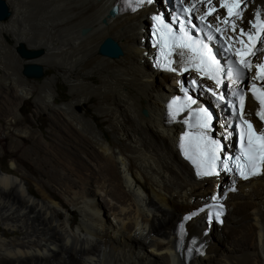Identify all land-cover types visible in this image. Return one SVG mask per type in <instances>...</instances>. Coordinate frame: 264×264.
I'll return each instance as SVG.
<instances>
[{
	"label": "bare ground",
	"instance_id": "6f19581e",
	"mask_svg": "<svg viewBox=\"0 0 264 264\" xmlns=\"http://www.w3.org/2000/svg\"><path fill=\"white\" fill-rule=\"evenodd\" d=\"M3 1L14 11L11 23L0 26V42L8 35L27 47L36 34L38 42L29 46L46 55L20 64L51 62L62 69L71 82L72 102L54 107L52 83L58 77L48 81L41 110L48 112L53 138L28 135L29 150L24 142L13 161L17 172L30 166L54 188L37 179L30 192L17 172L15 177L0 171V223L5 230L0 264H184L174 248L180 215L215 201L237 182L194 174L175 148L182 129L166 122L164 103L183 77L197 78L214 93L222 87L213 86L210 76L153 71L143 40L146 20L162 5L160 0L112 17L108 11L120 0ZM184 2L232 36L234 60L243 67L241 58L249 61L250 82L257 79L253 64L264 53V0H240L239 8L234 0ZM222 5H232V14ZM32 6L41 11L30 10ZM84 28L87 32L81 34ZM106 38L118 43L121 57L98 54ZM12 80L21 103L30 98L33 91ZM88 104L94 109L89 117ZM220 127L217 121L215 132ZM9 139L3 140V148ZM21 175L27 177L26 172ZM236 189L227 197L222 228H210L204 255L188 264H264V169ZM244 198L248 201L242 203ZM186 228L189 235L205 230L199 217ZM6 232L20 236L9 238Z\"/></svg>",
	"mask_w": 264,
	"mask_h": 264
},
{
	"label": "rangeland",
	"instance_id": "374dc122",
	"mask_svg": "<svg viewBox=\"0 0 264 264\" xmlns=\"http://www.w3.org/2000/svg\"><path fill=\"white\" fill-rule=\"evenodd\" d=\"M9 7L10 9L12 8L11 10L8 8L11 16V11L13 14L14 8L11 5H9ZM32 7H30V10L32 9V11H36V12L41 11L40 7H33V8ZM10 23H11V18L9 17L7 20L1 21L0 26L1 24L8 25ZM82 30H80V33ZM38 33L40 32L38 31L37 34ZM37 40L38 39L35 34L34 37H31V42H30L31 44L25 43L26 45L28 44L26 49L29 51L41 50V49H34L29 46L36 44L38 42ZM1 41L2 42H0L1 44L0 45L1 48L0 49V171L8 175L15 176L12 174L13 172H17L15 167H13V163H14L13 161L15 160L16 156L20 155L19 152H17L18 147L25 142L26 144L25 150L28 151L29 146L32 143L31 141H27L26 139H28L29 136H31V134H34V137L36 138L38 137L44 138L43 139L44 141L46 140L51 141V139L53 138L52 133L49 131L50 128H48V122H49L48 112L41 110V107L44 106L42 91L48 86V81L50 82L51 79L57 76L58 77L57 82L52 83L53 84L52 87L56 91V97H57L56 98L57 100L55 102L56 105H54V107H63L65 104L72 102L71 82H69L67 79L63 77V70L56 68L54 64L51 62L38 63V65L43 67L44 77L42 79L25 78L21 73L22 65L20 63L21 61L24 62L27 61L20 58L17 55L15 49L18 45H16L13 39L8 35H4L1 38ZM44 55H46V52H44ZM11 77L17 81L18 85L26 86L33 91V94L30 96V98L26 99L24 102L21 103L19 97L17 96V90L12 85L13 80ZM95 78H98V75H95ZM87 106H88V111H86L85 114L89 117L91 116V113L94 114V109L92 108L91 104H88ZM75 110L79 113L84 112V109L81 107L78 108L76 107ZM102 128L104 130H109V125L104 124ZM23 131H27L28 134L23 135L22 134ZM215 133L217 132H215L214 130L213 135ZM8 136L10 137V139L7 140L6 142L7 144L5 148H3L4 146L3 140ZM40 155L43 156L41 153ZM22 156L23 155H21V157ZM37 157L38 155L34 156V158ZM20 169L22 171L20 172L18 171L16 173V176L26 181L27 183L26 186L28 187L30 192L36 189L35 183L37 179L40 181L44 179L42 174L37 173V171H35L30 166H28L27 169L26 168L24 169L23 166H20ZM9 171L11 173H7ZM22 172H26L27 175L26 178H22L21 175ZM43 181L42 182L47 187L54 188L52 187L51 184L46 182L45 179ZM246 201H248V199L244 198L243 200H241L242 203ZM77 220L79 222L80 218H78ZM4 231L5 230L2 224L0 223V235ZM6 235L9 238L17 235L20 236L19 233H15V232L14 233L12 232L10 234L6 232ZM249 252H251V249H249Z\"/></svg>",
	"mask_w": 264,
	"mask_h": 264
},
{
	"label": "water",
	"instance_id": "95a60500",
	"mask_svg": "<svg viewBox=\"0 0 264 264\" xmlns=\"http://www.w3.org/2000/svg\"><path fill=\"white\" fill-rule=\"evenodd\" d=\"M112 14V11L109 10L108 16L112 17ZM9 17L10 11L8 7L3 0H0V22L7 20ZM86 32L87 30L83 29L81 34H85ZM15 51L17 55L24 60L36 59L43 55V50L29 51L22 43L16 47ZM98 54L103 57L117 59L123 55V51L116 41L111 38H106L100 44L98 48ZM21 73L25 78L28 79H42L44 77L43 67L35 63L22 65ZM143 114L146 115V112L143 111Z\"/></svg>",
	"mask_w": 264,
	"mask_h": 264
},
{
	"label": "snow or ice",
	"instance_id": "6c2138e0",
	"mask_svg": "<svg viewBox=\"0 0 264 264\" xmlns=\"http://www.w3.org/2000/svg\"><path fill=\"white\" fill-rule=\"evenodd\" d=\"M147 2L148 3H152V0H147ZM222 6L228 8L229 15L232 14V7H233L232 5H222ZM235 7L239 8V4L237 3L235 5ZM185 11H189V9H185ZM238 15H239V13H238ZM257 18H259V13H257ZM201 19H203V17H201ZM156 21H157L158 24L162 23L161 17L157 16L156 17ZM253 27H256V25L254 24ZM181 31H183V26L181 27ZM241 34H243V30H242ZM248 35H249V39H251L252 38V34L248 33ZM237 54L239 55V53H237ZM250 54L254 55V53H250ZM212 59H214V58H212ZM240 63L242 65H244V67H246V68H251L252 67L251 63L249 61H246L243 57L241 58ZM256 67L258 69L257 79H259V78H261L260 73L264 72V64H258ZM219 70L220 69H219V67L217 65V71H219ZM193 83H195V81H193ZM217 83L219 84V80H217ZM260 91H261V94L264 95V89H261ZM255 92H256V86L253 85V94L254 95H255ZM219 98L223 99V96H221ZM189 99H191V98H189ZM257 99L260 100V104H261V111L258 113V115L260 116V119L262 121H264V99H262L261 96H257ZM244 101H245V97L243 95H241L240 96V119L243 121L244 124H247L248 131H249L248 148L245 150L244 156L245 157H249L250 152L252 151V146H253L254 140L262 142V148H264V131L260 132L259 135H257L255 130L253 129V125L248 120L244 119V117H243ZM192 102L195 103V101H192ZM173 103H175V101H173ZM200 113H202L204 115V117H205L204 123L201 125V127H205L206 128L208 126V123L211 121V116L208 115V113H207V111L205 109H200ZM214 158H215V155L213 153V159ZM262 163H264V160H262ZM236 167L237 168H241V165L239 164V162H237ZM225 168H227L226 164H225ZM211 174H212L211 170H209V171H201V173H200V175H211ZM240 174L245 179H247V175H245V172L243 171L242 168H241Z\"/></svg>",
	"mask_w": 264,
	"mask_h": 264
}]
</instances>
